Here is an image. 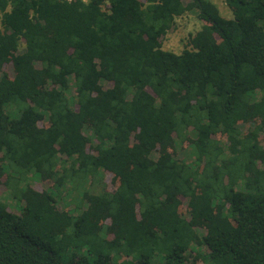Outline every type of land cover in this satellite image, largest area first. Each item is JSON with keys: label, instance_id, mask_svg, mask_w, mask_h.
Segmentation results:
<instances>
[{"label": "trees", "instance_id": "1", "mask_svg": "<svg viewBox=\"0 0 264 264\" xmlns=\"http://www.w3.org/2000/svg\"><path fill=\"white\" fill-rule=\"evenodd\" d=\"M226 2L0 0V185L24 199L0 206V264H264V0Z\"/></svg>", "mask_w": 264, "mask_h": 264}, {"label": "rangeland", "instance_id": "2", "mask_svg": "<svg viewBox=\"0 0 264 264\" xmlns=\"http://www.w3.org/2000/svg\"><path fill=\"white\" fill-rule=\"evenodd\" d=\"M189 0H183L184 3H187ZM216 6L218 7L221 15L227 19L232 18V9L228 6L226 0H211ZM203 26V22L197 17L196 13L194 11L187 12L183 16L176 18V21L174 23V26L172 30L166 35V37L163 39V48L169 51H172L174 53L180 54L185 48L188 47V40L191 35H194L196 32H198L201 27ZM23 47H21V50ZM5 72L8 73L10 76H13V65L8 64V66L5 68ZM105 87L108 85L105 84ZM69 96H72L73 94V85L72 83L69 86L68 89ZM241 130L246 131L249 128H252V124L246 125L241 124ZM84 133L86 135H90L91 132L87 127L83 128ZM192 136V134H191ZM190 138V136H189ZM188 144V141L185 142H175L173 146L171 147V153L176 152V155L179 158H189V150H187L186 145ZM188 153V154H187ZM154 158L158 157V153H154ZM189 156V157H188ZM5 181L2 180V184L0 185V206H6L10 211H12L15 214H20L23 207H24V199L23 196L21 197L14 194V191L11 189V187H7L4 183ZM114 185V181L109 176L107 177H97L93 178L92 182H87L85 187H82L80 190L87 193H101L105 190H112ZM19 186H22V184H19ZM24 187L26 185H23ZM29 187L32 189H35L37 192H44L45 194H50L54 200L55 205L59 210H64L66 206L70 203L69 208L72 209L73 206L71 202L74 201L76 198L78 192H73L70 190V186H62L60 188H55V186H52L50 181H41L38 180V178H32L31 181H29L28 184ZM26 186V187H28ZM73 199V201H71ZM71 201V202H70ZM77 203L76 201L74 202ZM186 203V202H185ZM183 203V206H181L182 211L186 212V205ZM186 215V214H185ZM188 216V215H186ZM108 223L109 220H105L100 222L102 226V230L108 229ZM197 264H204L203 262L199 261Z\"/></svg>", "mask_w": 264, "mask_h": 264}]
</instances>
